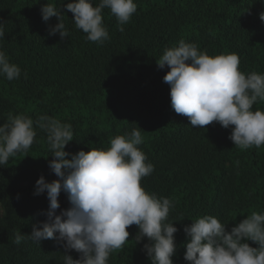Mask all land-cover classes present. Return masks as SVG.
Returning <instances> with one entry per match:
<instances>
[{
    "label": "trees",
    "instance_id": "trees-1",
    "mask_svg": "<svg viewBox=\"0 0 264 264\" xmlns=\"http://www.w3.org/2000/svg\"><path fill=\"white\" fill-rule=\"evenodd\" d=\"M47 2L61 8L69 37L49 34L59 20L43 21L41 7ZM70 2L0 0V22L7 23L0 45L22 69L17 80L0 77V124L10 114L34 121L53 116L73 126L74 140L65 149L73 154L106 148L116 135L139 126L140 147L155 165L142 184L175 202L169 216L179 229L173 261L190 264L184 259V227L193 219L215 215L230 231L251 212L264 211V146L241 150L229 139L231 128L218 122L194 127L177 114L163 80L170 69L160 68L157 60L165 48L184 40L210 55L238 53L241 71L264 73V0H136L137 12L123 32L104 10L110 39L103 44L88 41L75 28L66 8ZM254 108H264V102ZM51 155L46 132L37 128L33 145L0 167V264H63L65 249L56 240L13 243L17 232L30 235L48 219L47 193H33L41 176L58 179L49 167ZM59 201L57 214L71 206L63 191ZM128 231L129 241L110 264H151L144 251L147 238L137 243L136 225ZM67 254L79 259L75 250Z\"/></svg>",
    "mask_w": 264,
    "mask_h": 264
},
{
    "label": "clouds",
    "instance_id": "clouds-1",
    "mask_svg": "<svg viewBox=\"0 0 264 264\" xmlns=\"http://www.w3.org/2000/svg\"><path fill=\"white\" fill-rule=\"evenodd\" d=\"M66 8L74 14L75 28L85 33L88 41L103 44L110 39L104 10L110 11L123 32L138 5L136 0H73ZM41 15L45 22L53 16L59 20L49 28L50 35L69 37L64 15L55 3L42 5ZM260 20L264 21V12ZM6 24L0 22V41L5 39ZM157 64L170 69L163 80L170 85L171 107L188 117L192 126L203 128L218 122L225 129L231 128L229 139L235 147L264 146V108H254L264 102V73L241 71L238 53L210 55L196 43L180 40L177 46L165 48ZM21 73L0 45V77L14 81ZM37 128L47 134L54 157L49 167L58 179L49 182L41 176L36 181L33 194L47 193L48 219L34 225L30 235L17 232L13 243L20 245L26 238L38 244L52 239L65 249L63 264H110L113 253L129 241V226L136 225L135 240L139 243L147 238L144 251L151 264H174V234L179 229L169 216L175 202L142 184L155 165L140 147L144 137L139 126L116 135L106 148L91 147L73 154L65 150L74 140L70 123L47 114L35 121L23 113L10 114L0 124V167L33 145ZM62 191L71 206L57 214ZM192 221L184 227V259L190 264H264V211L251 212L230 231L228 223L215 215ZM72 250L79 253V259L67 254Z\"/></svg>",
    "mask_w": 264,
    "mask_h": 264
}]
</instances>
